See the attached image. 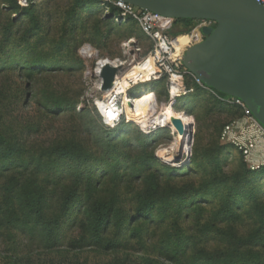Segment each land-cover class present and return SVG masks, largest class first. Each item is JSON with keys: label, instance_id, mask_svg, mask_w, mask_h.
<instances>
[{"label": "rangeland", "instance_id": "1", "mask_svg": "<svg viewBox=\"0 0 264 264\" xmlns=\"http://www.w3.org/2000/svg\"><path fill=\"white\" fill-rule=\"evenodd\" d=\"M13 7L12 1L0 0V115L11 117L6 133H12L9 126L15 129L14 143L24 141L25 156L17 160L18 165L43 152L44 142L69 134L80 136L79 142L91 149L88 172L98 173L96 169L104 163L108 169L119 165L121 174L128 177L140 174V163L152 154L143 152L140 135L154 137L156 168H162L163 182L174 191L168 192L174 199L159 202L158 211L168 210L157 216L159 225L149 227L154 238L146 247L170 254L176 264H264V175L242 177L245 168L255 172L264 167V132L244 108L228 104L216 92L195 88L174 106L168 105L166 79L127 90L119 103L130 94L131 98L147 95L152 99L154 110L147 122L167 107L183 112L189 120L192 144L188 135L183 153L164 156L162 152L176 139L172 128L144 134L140 123L126 120L123 107L120 123L111 127L101 112L110 95L100 90L98 63L122 62L118 76L122 81L144 58L129 46L134 23L122 22L118 16L109 18V10L94 11L95 5L83 10L79 0H34V6L26 10H35V16L26 20L22 8L13 12ZM169 34L175 37L172 31ZM87 49L94 54H84ZM27 85L37 91L35 98L27 97ZM60 102L75 105L77 112L61 119L64 125L49 120L53 128L39 131L45 125V106L54 108ZM80 124L84 125L82 134L76 132ZM120 126L123 134L128 133L106 143L107 132ZM228 127L229 138H224ZM130 144L135 145L134 152H128ZM125 153L128 156L123 157ZM10 166L0 165V169ZM134 185L129 188L134 198L139 194L145 198L147 189ZM8 245L3 241L0 249Z\"/></svg>", "mask_w": 264, "mask_h": 264}, {"label": "trees", "instance_id": "2", "mask_svg": "<svg viewBox=\"0 0 264 264\" xmlns=\"http://www.w3.org/2000/svg\"><path fill=\"white\" fill-rule=\"evenodd\" d=\"M10 1L14 3L13 12L20 11L18 4ZM79 4L83 10L90 5L97 7L94 11L109 10V18L120 14L117 8L99 0H79ZM34 12L22 9L23 20L33 19ZM133 23L130 36L139 27L131 21ZM198 23L176 20L172 32L175 38L188 36ZM186 84L187 91L195 88L203 92L192 78H188ZM25 90L28 98L36 97L37 91L31 86H25ZM56 104L54 108L45 106V125L38 127L39 131L53 128V124L64 125L61 119L77 112L75 105ZM10 118L8 114L0 115V165L11 164L0 169V243H9L8 249H0V264H176V258L170 254L163 255L146 247L154 238L149 227L159 225L161 219L157 216L168 210L158 211L159 202L174 199V194H168L174 191L163 182L162 168H156L158 161L153 151L157 140L154 137L140 135L143 152L152 154L140 163V174L128 177L121 174L119 165L108 169L104 163L96 169L98 173L88 172L91 149L79 142L80 136L69 134L48 144L44 142L43 152L18 165L17 160L25 156V146L23 140L14 143L17 136L13 135L15 129L11 126L12 133H6ZM49 120L55 122L49 124ZM77 128L79 134L85 131L83 124ZM122 128L109 130L105 142L125 136L128 131L123 134ZM34 131L28 132L29 138ZM112 135L116 137L111 138ZM93 139L92 136V143ZM128 147V152H134V144ZM260 175H264V167L255 172L245 168L242 177ZM136 183L137 189L141 184L143 191L147 189L145 198L139 194L135 199L130 192L129 188ZM61 255L62 259L57 258Z\"/></svg>", "mask_w": 264, "mask_h": 264}, {"label": "water", "instance_id": "3", "mask_svg": "<svg viewBox=\"0 0 264 264\" xmlns=\"http://www.w3.org/2000/svg\"><path fill=\"white\" fill-rule=\"evenodd\" d=\"M173 20L211 21L190 47L185 68L203 85L243 102L264 128V6L256 0H115ZM121 67L105 63L100 90H112ZM181 131V124L175 122ZM193 127V125H192ZM191 144L192 136L190 134Z\"/></svg>", "mask_w": 264, "mask_h": 264}, {"label": "built area", "instance_id": "4", "mask_svg": "<svg viewBox=\"0 0 264 264\" xmlns=\"http://www.w3.org/2000/svg\"><path fill=\"white\" fill-rule=\"evenodd\" d=\"M18 6L22 9L30 8L32 5H34V0H14ZM105 4H110L117 8L120 11V14L118 15V20H121L122 22H128V21H134L138 23L140 26L142 32L152 41L153 48L151 52L144 57L137 66H142L143 64L149 63L151 65V68H153L152 75L149 78V82L152 81H158L162 79H166L168 82L169 87V104L168 105H175L177 100L181 99L187 92V84L186 79L188 77H191L194 83L205 90H210L206 88L203 83L194 77L184 66L183 64V57L186 53V51L198 44L204 41L205 37L202 34V29L204 27H215L216 24L211 21H202L198 23V26L195 28V30L188 35L190 37L189 43L186 45L183 56L178 55L177 51V44H176V38L172 37L169 34V31H172L174 28L175 20L166 18L160 15L153 14L148 11L141 10L135 6H132L130 4H125L121 1H115V0H99ZM259 4L264 6V0H256ZM117 18V17H116ZM114 64L116 66L121 67L123 63L120 61H115ZM105 64H103V61H100L98 63V68L96 70V73L98 74V77L100 78V73L102 68ZM136 67L133 68V70ZM99 72V73H98ZM121 72V71H120ZM120 74V73H119ZM119 76V75H118ZM116 77L113 88L108 94L110 95V100L107 102L114 111H119L120 107H123L124 102L121 104L118 101V98L122 95H125L128 93V91L135 86L139 84L145 83L144 79L142 77L139 78H133L128 79L129 88L127 89V93H118V83H120L119 77ZM127 76H125L126 78ZM124 78L122 79V81ZM146 82V83H149ZM101 83V82H100ZM117 90V91H116ZM212 91V90H211ZM214 92V91H212ZM132 94H130L131 96ZM226 102L228 104H234L237 106H241L244 108V110L247 113L248 117H251L254 119L256 124L260 127V129L264 132V128L256 121V119L250 114L246 106L241 102L240 100L236 98L227 97ZM121 104V105H119ZM120 112V111H119ZM119 112L116 114V120L115 123H120L121 115ZM105 119V118H104ZM106 120V119H105ZM112 123L111 127L115 126V123ZM163 127L154 125L152 127L146 128V131H144V134H152L154 131L161 129ZM230 127L227 128V131L224 135L225 137L229 138V132ZM262 135V134H261Z\"/></svg>", "mask_w": 264, "mask_h": 264}, {"label": "bare ground", "instance_id": "5", "mask_svg": "<svg viewBox=\"0 0 264 264\" xmlns=\"http://www.w3.org/2000/svg\"><path fill=\"white\" fill-rule=\"evenodd\" d=\"M190 37L188 36H180L176 38V48L178 51V55L183 56L184 50L186 45L189 43ZM199 44V43H198ZM90 54L89 56L93 55L91 49H87L84 54ZM105 63H114L109 60L103 61V64ZM153 68H151V65L149 63L143 64L142 66H136L134 70H132L129 74H127V77L124 78L123 81L118 83L119 85L118 93H126L127 89L129 88L128 79H135L142 77L146 82H149V78L152 75ZM99 73V72H98ZM100 76V75H99ZM102 84V80H101ZM101 88V85H100ZM163 114H160L157 118L153 119L150 122H147V118L153 113L154 106L152 99L147 96L143 95L141 97L131 98L130 95L126 96L124 99L123 109H124V115L126 117V120L129 122H137L140 123L143 127L148 128L152 127L154 125L161 126V127H170L172 128L173 132L176 135L175 142L169 147L168 149L164 150L162 153L164 156L166 155H173L175 152L176 154H181L184 152L185 148H187L188 140L191 132L188 134V125L189 120L185 117V114L183 113H177L174 111L171 107H167ZM102 115H104V118L109 122L113 123L116 120L117 117V111H114L113 108L108 104L105 103L102 106L101 109ZM175 122H179L181 124V131L178 130V128L175 125ZM192 124L190 125L191 130ZM175 137V136H174ZM191 143V139H190ZM163 150V149H162ZM161 153V154H162ZM171 157V156H170Z\"/></svg>", "mask_w": 264, "mask_h": 264}, {"label": "crops", "instance_id": "6", "mask_svg": "<svg viewBox=\"0 0 264 264\" xmlns=\"http://www.w3.org/2000/svg\"><path fill=\"white\" fill-rule=\"evenodd\" d=\"M140 29H135L134 34L130 36L129 46L132 45L137 50L138 56L146 57L151 52L153 43Z\"/></svg>", "mask_w": 264, "mask_h": 264}]
</instances>
